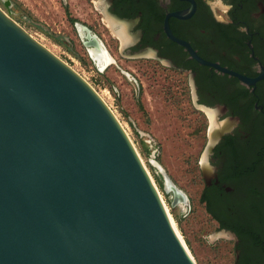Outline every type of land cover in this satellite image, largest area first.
Masks as SVG:
<instances>
[{"label":"water","instance_id":"obj_1","mask_svg":"<svg viewBox=\"0 0 264 264\" xmlns=\"http://www.w3.org/2000/svg\"><path fill=\"white\" fill-rule=\"evenodd\" d=\"M190 2L166 14V34L199 62L262 78L260 63L248 78L171 34L168 15L189 16ZM218 136L208 130L204 157ZM0 264H197L107 103L1 7Z\"/></svg>","mask_w":264,"mask_h":264},{"label":"flooded vegetation","instance_id":"obj_2","mask_svg":"<svg viewBox=\"0 0 264 264\" xmlns=\"http://www.w3.org/2000/svg\"><path fill=\"white\" fill-rule=\"evenodd\" d=\"M73 1L94 11L97 25L109 32L108 18L112 25H123L128 41L122 44L116 38L124 56L149 58L184 74L194 104L207 117L205 109L214 112L219 136L208 155L197 161L201 183L196 202L214 231L226 234L222 236L231 244L232 264H264V76L248 84L199 62L166 34V14L189 7L190 0ZM193 1L189 16L168 15L171 34L187 42L199 58L257 77L260 65L264 68V0ZM4 5L13 3L5 0ZM76 22L72 21L74 32Z\"/></svg>","mask_w":264,"mask_h":264},{"label":"rangeland","instance_id":"obj_3","mask_svg":"<svg viewBox=\"0 0 264 264\" xmlns=\"http://www.w3.org/2000/svg\"><path fill=\"white\" fill-rule=\"evenodd\" d=\"M11 1L13 5L9 7L4 5L5 0H0V7L77 71L113 111L149 170L194 261L197 264H232L231 244L224 236L217 235L196 202L201 183L197 161L203 155L209 122L211 127L215 115L212 111L213 117L210 109H205L207 117L194 104L185 75L157 65L149 58L124 56L116 38L123 44L122 36L113 30L111 20H106L112 30L109 32L103 25H97L94 11L87 5L73 0L63 4L60 0ZM73 20L77 21V32L72 28ZM83 24L90 25L93 30ZM80 26L98 38L113 62L106 67L100 66ZM160 167L173 182L166 178L169 190ZM172 184L178 186L181 196L169 188ZM167 191L174 194L178 203L173 202ZM188 198L187 205H183Z\"/></svg>","mask_w":264,"mask_h":264},{"label":"bare ground","instance_id":"obj_4","mask_svg":"<svg viewBox=\"0 0 264 264\" xmlns=\"http://www.w3.org/2000/svg\"><path fill=\"white\" fill-rule=\"evenodd\" d=\"M113 27L115 28V29H113L119 36H122L121 37V39H122V41H123V44H125L127 41H128V37H126L125 35H126V33L127 32H125V30H124V26L123 25H120V24H118V25H116V24H113ZM80 30H81V32H82V34H84V35H86L87 36V38H88V41H87V43L88 44H90L91 45V47H92V49H91V52H92V54H93V56L95 57V59L97 60V62L100 64V66L102 65L103 67H106L108 64H110L111 62H113V58L112 57H110V55L108 54V52L105 50V48L102 46V44H101V42L98 40V38L96 37V36H94V35H92V34H90V33H87V32H89V31H86L87 29L86 28H83V27H81L80 26ZM89 30V29H88ZM87 45V44H86ZM88 46V45H87ZM210 111V113H212V111L211 110H209ZM212 116L214 117V115H213V113H212ZM217 125H216V122H214L212 125H211V127H210V131H212V130H217ZM129 135V134H128ZM141 158V157H140ZM206 160V159H205ZM141 161H142V163H143V165H144V167L146 168V170L148 171V174L150 175V177H151V174H150V172H149V170L147 169V167H146V165L144 164V162H143V160L141 159ZM163 168L162 167H160V171H162V173H164V176H165V184H166V188H167V177H168V175L166 174V172L164 171V169L162 170ZM152 178V177H151ZM169 178V177H168ZM170 179V178H169ZM152 180H153V178H152ZM170 181H171V179H170ZM154 182V181H153ZM172 182V181H171ZM173 183V182H172ZM155 184V183H154ZM175 184V183H174ZM174 184H172V185H169V188H172L175 192H176V194L178 195V196H181L182 195V193L177 189V187L174 185ZM157 187V186H156ZM168 189V188H167ZM159 190V189H158ZM169 190V189H168ZM158 193H159V195H160V198H161V200H162V202H163V204H164V207H165V209H166V211H167V213H168V216H169V218H170V221H171V223H172V226L174 227V229H175V231H176V233L178 234V237L180 238V240L182 241V243H183V245H184V247L186 248V250H187V252L191 255V253H190V251L188 250V248H187V246H186V244L184 243V241H183V239L181 238V235H180V233L177 231V229H176V227H175V223H174V221H173V219H172V217H171V215H170V213H169V211H168V208H167V206L165 205V203H164V201H163V199H162V196H161V194H160V192L158 191ZM192 256V255H191ZM193 258V257H192Z\"/></svg>","mask_w":264,"mask_h":264},{"label":"trees","instance_id":"obj_5","mask_svg":"<svg viewBox=\"0 0 264 264\" xmlns=\"http://www.w3.org/2000/svg\"><path fill=\"white\" fill-rule=\"evenodd\" d=\"M242 264V263H241Z\"/></svg>","mask_w":264,"mask_h":264}]
</instances>
